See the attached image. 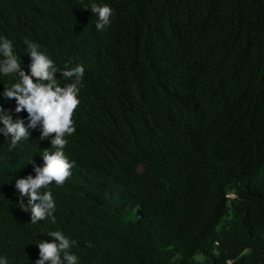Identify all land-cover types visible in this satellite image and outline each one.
<instances>
[{"label": "trees", "instance_id": "trees-1", "mask_svg": "<svg viewBox=\"0 0 264 264\" xmlns=\"http://www.w3.org/2000/svg\"><path fill=\"white\" fill-rule=\"evenodd\" d=\"M93 3L113 10L104 31ZM0 36L25 72V39L85 69L64 149L74 167L45 189L54 224H32L15 188L50 138L30 129L10 150L0 134L8 264H35L54 230L78 264H264V0H0ZM16 82L0 74V106L27 123L3 96Z\"/></svg>", "mask_w": 264, "mask_h": 264}, {"label": "clouds", "instance_id": "clouds-1", "mask_svg": "<svg viewBox=\"0 0 264 264\" xmlns=\"http://www.w3.org/2000/svg\"><path fill=\"white\" fill-rule=\"evenodd\" d=\"M90 10L97 17L95 29L106 30L111 23L112 8L107 4L93 3ZM24 44L31 61L28 72L22 69L21 58L12 41L0 36V74L18 79V82L4 87L3 96L15 100L17 114L22 111L27 113L25 123L22 118L14 119L10 110L0 106V134L10 137V150L30 139V129L39 127V140L50 138L51 148L44 149L41 155L43 166H34V177L28 175L16 179L15 188L20 197L18 205L23 211L30 212L32 224L46 218H51L54 224L55 200L53 193L45 189H49L53 183L62 186L74 167V162L69 160L64 149L68 143L66 137L75 131L73 116L80 104L79 93L85 69L79 63L70 66L71 61L60 69L38 43L25 39ZM57 73L64 81L70 82L61 84ZM48 235L53 240L41 241L37 245L39 259L35 264H78V257L70 252L76 241L59 230L51 231ZM0 264H8L7 258L0 257Z\"/></svg>", "mask_w": 264, "mask_h": 264}]
</instances>
